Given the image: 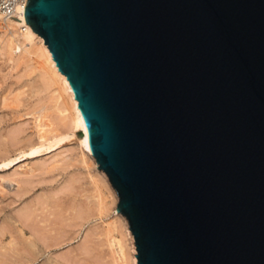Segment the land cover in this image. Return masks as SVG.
Masks as SVG:
<instances>
[{
	"label": "water",
	"instance_id": "1",
	"mask_svg": "<svg viewBox=\"0 0 264 264\" xmlns=\"http://www.w3.org/2000/svg\"><path fill=\"white\" fill-rule=\"evenodd\" d=\"M24 17L137 263L264 264V0H28Z\"/></svg>",
	"mask_w": 264,
	"mask_h": 264
},
{
	"label": "rangeland",
	"instance_id": "2",
	"mask_svg": "<svg viewBox=\"0 0 264 264\" xmlns=\"http://www.w3.org/2000/svg\"><path fill=\"white\" fill-rule=\"evenodd\" d=\"M37 74L27 56L0 59V264H133L136 244L126 216L115 215L117 192L93 162H79L83 136L64 125V83L47 88ZM42 110L64 141L6 166L38 142Z\"/></svg>",
	"mask_w": 264,
	"mask_h": 264
},
{
	"label": "bare ground",
	"instance_id": "3",
	"mask_svg": "<svg viewBox=\"0 0 264 264\" xmlns=\"http://www.w3.org/2000/svg\"><path fill=\"white\" fill-rule=\"evenodd\" d=\"M19 11L20 13L18 14V16H15L14 18H4L0 14V59L7 58V60L11 63H15L16 61L21 60L23 59V57L27 56L30 59V62L33 63L34 69L38 71V78L41 79L44 87L50 88L51 86L58 85L61 81V83H64L59 84L61 86L64 85L65 91L68 92V94L64 92L65 96L67 95L66 98L64 96V99H68L67 97L70 96L68 99V101H70V107L68 105V108L70 110L66 109L64 111V125L70 127L71 131H73L74 133L81 132V135L84 139L79 143L83 150L79 162L86 166L89 165L90 161L93 162L97 171V176H102L108 182V175L104 170L99 168V164L95 156L90 151L87 130L82 114L80 113L81 110L79 109V102L76 99L73 90H71L72 87L67 76L62 73L59 70L58 65H56L57 63L53 57L51 50L45 43V39L36 31H34L30 24L26 23L21 8H19ZM39 51L45 53L48 58L50 67H47L44 62H42V59L38 55ZM18 54L21 55L18 56ZM60 90L59 93H62V91ZM63 95L61 94L62 97ZM70 98L72 101L70 100ZM37 115L38 116L35 117V126L38 136V142L27 144L26 146H28L29 150L24 153L21 152L22 155L15 159H9V162L6 164V166H10L25 157H34L40 155L41 153H44L45 151L48 152L50 149L52 150V148L60 146L64 141V137L61 138V135L56 134V130L53 128L54 124L48 122L46 116H44V110L39 112ZM115 215L117 217H125V215H123L121 212H116ZM135 253H138L137 248L135 250ZM52 263L59 264V262L57 261ZM133 264H138L136 255L133 258Z\"/></svg>",
	"mask_w": 264,
	"mask_h": 264
},
{
	"label": "built area",
	"instance_id": "4",
	"mask_svg": "<svg viewBox=\"0 0 264 264\" xmlns=\"http://www.w3.org/2000/svg\"><path fill=\"white\" fill-rule=\"evenodd\" d=\"M28 0H0V14L4 18H14L20 13L19 8L25 14V7Z\"/></svg>",
	"mask_w": 264,
	"mask_h": 264
}]
</instances>
